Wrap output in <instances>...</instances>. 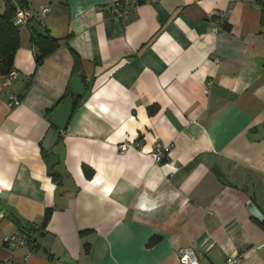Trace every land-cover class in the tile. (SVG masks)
<instances>
[{
    "label": "crops",
    "instance_id": "1",
    "mask_svg": "<svg viewBox=\"0 0 264 264\" xmlns=\"http://www.w3.org/2000/svg\"><path fill=\"white\" fill-rule=\"evenodd\" d=\"M10 1L34 19L17 26L18 77L6 88L0 74V264H180L181 248L264 264L250 211L264 214V0H142L119 20L110 0ZM46 32L60 45L37 68L31 39ZM76 76L86 93L56 129L54 176L47 113Z\"/></svg>",
    "mask_w": 264,
    "mask_h": 264
},
{
    "label": "built area",
    "instance_id": "2",
    "mask_svg": "<svg viewBox=\"0 0 264 264\" xmlns=\"http://www.w3.org/2000/svg\"><path fill=\"white\" fill-rule=\"evenodd\" d=\"M200 2L201 0H195ZM142 0H110V14L112 18L119 19H127L131 14L136 13L138 7L140 6ZM42 13L45 15L49 13L50 9L48 7L42 8ZM231 10H227L225 12L220 13L215 20L216 26L213 28V32L217 33L220 31L221 26L225 25L226 19L228 18ZM34 19V13L26 7H19L15 10L13 23L15 26H25L28 25ZM216 63L219 64L220 60L218 58L215 59ZM18 77V73L15 70H12L8 75L5 76L4 86L7 88L10 83ZM211 81L208 82V86L211 85ZM8 101L12 106H20L22 104V99H20L15 94L8 91ZM139 147L140 144L136 143ZM130 148L129 144H121L119 145L120 152H127ZM169 148L164 146L161 143L156 144V147L153 152V158L162 162L165 159V155L168 152ZM4 214L0 212V223L4 219ZM7 243L14 247H27L29 240L26 238H21L18 236H10L6 238ZM179 261L180 264H199L200 258L196 251L191 248H181L179 250ZM234 260L229 259V264L233 263Z\"/></svg>",
    "mask_w": 264,
    "mask_h": 264
},
{
    "label": "trees",
    "instance_id": "3",
    "mask_svg": "<svg viewBox=\"0 0 264 264\" xmlns=\"http://www.w3.org/2000/svg\"><path fill=\"white\" fill-rule=\"evenodd\" d=\"M14 10L15 8L11 1L5 0V11L4 13L0 14V74L2 75H8L13 70L15 55L20 48V33L18 27L15 26L12 21ZM31 41L36 47L37 68L43 63L44 59L56 51L60 45L59 41L48 32L44 34H34ZM73 55L77 68L79 64V58L75 52H73ZM68 99H74V110L77 109V107L82 102V98L75 97L71 88L68 89V93L64 98L65 101ZM52 112L53 111L49 110L47 115L50 116ZM150 113L153 114L152 109H150ZM43 153L49 160L51 174L56 176V166L58 165V161L52 159L49 150H43ZM87 175L90 177L91 173L87 172ZM260 226L264 229V220L260 222Z\"/></svg>",
    "mask_w": 264,
    "mask_h": 264
},
{
    "label": "water",
    "instance_id": "4",
    "mask_svg": "<svg viewBox=\"0 0 264 264\" xmlns=\"http://www.w3.org/2000/svg\"><path fill=\"white\" fill-rule=\"evenodd\" d=\"M88 83V81H86ZM72 91L73 94L77 98H82L86 93V87L84 85L83 79L80 76H76L72 80ZM74 116V100L68 99L64 103H62L49 117V122L54 127L47 133L44 141H43V149L49 150L53 137L55 135L56 129L61 132H65L68 128L69 123L71 122ZM250 211L252 215L257 218L259 221L264 220V214L262 211L254 204L250 203ZM1 208V205H0ZM70 260L69 256L66 255L63 259L64 262H68Z\"/></svg>",
    "mask_w": 264,
    "mask_h": 264
}]
</instances>
